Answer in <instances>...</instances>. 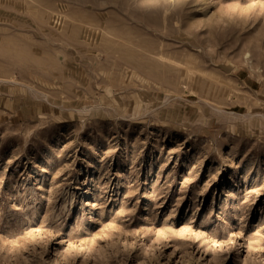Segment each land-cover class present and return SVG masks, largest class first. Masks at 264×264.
I'll return each instance as SVG.
<instances>
[{"label": "rangeland", "instance_id": "obj_1", "mask_svg": "<svg viewBox=\"0 0 264 264\" xmlns=\"http://www.w3.org/2000/svg\"><path fill=\"white\" fill-rule=\"evenodd\" d=\"M0 264H264V0H0Z\"/></svg>", "mask_w": 264, "mask_h": 264}, {"label": "bare ground", "instance_id": "obj_2", "mask_svg": "<svg viewBox=\"0 0 264 264\" xmlns=\"http://www.w3.org/2000/svg\"><path fill=\"white\" fill-rule=\"evenodd\" d=\"M162 59V58H161ZM165 59V58H164ZM176 65V64H175Z\"/></svg>", "mask_w": 264, "mask_h": 264}]
</instances>
